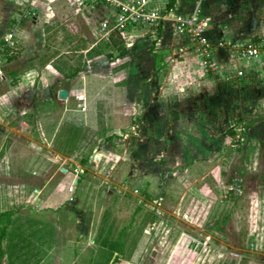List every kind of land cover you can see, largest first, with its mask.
Instances as JSON below:
<instances>
[{
    "label": "rangeland",
    "instance_id": "374dc122",
    "mask_svg": "<svg viewBox=\"0 0 264 264\" xmlns=\"http://www.w3.org/2000/svg\"><path fill=\"white\" fill-rule=\"evenodd\" d=\"M53 1L37 21L43 38L21 30L2 66L0 160L12 166L0 162V264H264V0L220 7L226 34L263 45L240 77L217 64L211 73L192 43L178 63L166 43L162 54L128 39L104 0ZM13 2L7 31L45 12L40 0ZM176 63L195 76L186 81ZM71 87L93 106L94 128L63 132L61 160L33 173L35 156L11 148L20 116L58 115L75 100L57 90Z\"/></svg>",
    "mask_w": 264,
    "mask_h": 264
},
{
    "label": "crops",
    "instance_id": "0c3cea01",
    "mask_svg": "<svg viewBox=\"0 0 264 264\" xmlns=\"http://www.w3.org/2000/svg\"><path fill=\"white\" fill-rule=\"evenodd\" d=\"M5 3L1 4L0 3V9H3L4 11L2 12V14L0 15V39L4 36V34L7 32L8 27L11 24V9L14 7L15 4H17V2H13L14 0H4ZM119 1H125V0H119ZM172 1V7L170 9H167L166 6L167 4ZM224 1H226L229 5H231V8H235L237 6L244 9L247 6H245L247 0H205V1H201L199 2V0H151V6L155 7L157 9H159L160 11H163L164 9L167 11H171V14L173 15H183V16H187L189 14H191L192 12L198 10L199 12V17L207 20L209 23V27L205 32V37L206 39L210 42V44L213 46V49H215V53L213 55V62L215 64H217L218 67H220L222 69V73L224 74H233L232 71V67L231 65H233L232 60L230 59L229 55L227 54L225 49H219L215 46V43H217V41L219 40H225V39H229L230 41H240L241 39L239 36V33H234V34H226V32L224 31V29L219 26L220 24L223 23V21H228L229 17L228 16H223V18L221 17L222 15V8L220 9V7L222 6V3L224 4ZM37 2V0H23L22 4L18 5H23L24 7L26 5L29 6H34L35 3ZM41 5H44L45 7V12H43L42 10H39L38 14H37V20L33 19L32 21H30V28H26V29H22L20 27V30H22L21 34H35V36H37L38 38H43L44 33H43V29H39V25H37V21L39 19L43 20V16L45 17H49V15H53L54 12H52L53 8L56 9L55 6V2L53 0H40ZM14 3V5L12 4ZM25 3V4H24ZM102 5V4H101ZM106 8L103 5V9ZM254 9V7L250 8L249 11H252ZM105 10V9H104ZM34 11H36V7L34 9ZM244 11V10H243ZM247 12V11H246ZM221 13V14H220ZM247 14V13H246ZM245 14V15H246ZM207 16H209L210 18L207 19ZM160 32L158 33V31L153 34L150 30H147V34L143 35L141 34L142 32L134 29V30H130L127 35H128V39H131L133 37H142L138 39V43L139 42H149L152 41L151 46L154 45L155 46V52L158 53H162L164 50L162 49L161 45L164 46L165 43L172 48V50L174 49L175 51H171V55L177 58H184L185 61H177L178 63H183V62H188L190 59L189 57H191L192 52H191V48L187 46V42H185L183 39L175 36L172 32H171V28L170 25L168 23H165L163 25V28H160ZM137 32V33H136ZM228 35V36H227ZM144 36H147V38H144ZM225 38V39H223ZM141 39V40H140ZM228 40V41H229ZM248 39L245 40H241L240 42H244ZM156 41V42H155ZM0 43H2L0 41ZM176 46H177V50H176ZM93 47L92 46L89 50H91ZM16 50V49H15ZM87 50V52L89 51ZM166 53V52H165ZM163 54V53H162ZM153 58H155L153 56ZM187 58V59H186ZM178 63H176L175 67L177 66L178 70L180 71V67H178ZM253 63H241V65H237L236 64V68L238 70L241 71H248L246 69L247 66H251L253 65ZM192 64V63H191ZM187 65L185 66V71H180L183 74H185L184 79H186V81H188V79L192 78L195 76L196 74V70L194 69V65ZM235 65V63H234ZM241 66V67H240ZM140 68V63L137 66V69ZM248 68V67H247ZM252 68V66H251ZM136 69V68H135ZM220 71V70H219ZM136 73L138 74V76H140L142 74V72L138 70H136ZM141 77V76H140ZM235 77V76H234ZM213 80L212 79H206L205 80V84L210 87L212 86ZM219 82V81H218ZM217 82V83H218ZM221 84L218 83V86L220 87ZM219 89V88H218ZM65 90L67 92V97H66V103H68L69 98L73 97L75 102L74 105L72 107H66L63 111H61L60 113H58V115H54L53 117H49L48 114H29V112H26L27 114L20 116V128L22 132H18L19 136H22L23 139H19V141L17 142L14 141V143L12 144L11 148L16 147L17 149L21 148L24 152L28 153V154H32L35 157L39 156L40 158V163L34 164V162H38V159H36L35 157H31V162H29V167L34 169V172H36L38 168V165H40L41 163H43V166H48V167H52V165L56 164L58 162V160H61V153L59 151L61 145H66L68 142L66 141L65 136L63 141H62V136H63V132H75L77 134H80L82 132H85L87 130H92L94 128L93 125V121H94V110H93V106L91 105V103H88L86 100V94L84 92L75 94V90L73 87H71L70 89L66 90L64 88H59L57 90ZM47 92V93H46ZM42 94L45 95V97L49 94V90L46 91V89H44L42 91ZM47 96V97H48ZM77 97H82V101H78ZM53 98V97H52ZM49 99L50 98H46ZM52 101V99H51ZM56 101L59 102V99H56ZM81 108H84V111H81ZM139 112V109H138ZM137 112V114H138ZM32 113V112H31ZM14 130V129H11ZM15 131V130H14ZM22 133V134H21ZM19 138V137H18ZM61 139V140H59ZM21 140V141H20ZM60 144V145H59ZM10 148V150H11ZM15 148V149H16ZM14 150V149H13ZM46 152V153H42ZM79 151V150H78ZM77 150L74 152L75 156L79 154ZM25 154V153H24ZM47 154V155H46ZM43 159H42V157ZM19 157V156H18ZM73 157V156H72ZM9 157H2V159L0 160L2 166L5 170H7L10 173V168L12 166V162H10L8 159ZM17 158V157H16ZM30 158V157H29ZM28 157L26 158V160L29 159ZM33 158V160H32ZM5 159V160H4ZM44 160V161H43ZM17 161L18 159H14V162ZM91 164V163H90ZM14 166V163H13ZM78 167V166H76ZM80 170L78 172V170H75L76 174L72 175L71 180H73V182H75V186L78 185L79 181H78V175H82L84 172V169L78 167ZM4 170V171H5ZM28 170V168H27ZM79 173V174H78ZM64 178V177H63ZM80 179V178H79ZM20 195H24V197L26 196V191L22 192V194ZM9 197V196H8ZM19 198H21L22 196H18ZM27 197V196H26ZM10 198V197H9Z\"/></svg>",
    "mask_w": 264,
    "mask_h": 264
},
{
    "label": "built area",
    "instance_id": "2783aa9c",
    "mask_svg": "<svg viewBox=\"0 0 264 264\" xmlns=\"http://www.w3.org/2000/svg\"><path fill=\"white\" fill-rule=\"evenodd\" d=\"M205 0H199V2ZM106 6L111 8L110 19L113 20V30L123 34L134 30L136 26L149 28L153 34L157 32L158 28H163L165 23L170 25L171 31L174 35L183 39L187 43H192L196 47L200 55L205 57L204 64L208 67L211 73H215L216 64L212 63L210 57V42L205 37V32L209 27L207 20L199 17L198 10L192 12L187 16L173 15L171 11L159 9L151 6V0H104ZM19 21L15 23L12 28L4 34L2 38L3 44L0 45V81L4 79L2 66L4 58L12 53L10 50L13 46L14 37L21 32ZM219 49H225L230 52V58L233 61L232 71L235 77L243 75L241 70L236 68L235 62H255L260 58L263 45L247 40L244 42H234L219 40L216 43ZM78 101H82V97H77ZM84 111V108H81ZM241 131V130H239Z\"/></svg>",
    "mask_w": 264,
    "mask_h": 264
},
{
    "label": "water",
    "instance_id": "95a60500",
    "mask_svg": "<svg viewBox=\"0 0 264 264\" xmlns=\"http://www.w3.org/2000/svg\"><path fill=\"white\" fill-rule=\"evenodd\" d=\"M57 95L59 99L65 100L67 97V92L65 90H60L58 91Z\"/></svg>",
    "mask_w": 264,
    "mask_h": 264
},
{
    "label": "trees",
    "instance_id": "16d2710c",
    "mask_svg": "<svg viewBox=\"0 0 264 264\" xmlns=\"http://www.w3.org/2000/svg\"><path fill=\"white\" fill-rule=\"evenodd\" d=\"M172 4H173V2L170 1V2L167 4L166 8H167V9H170V8L172 7ZM93 49H94V47H93L91 50H89L88 52L92 51ZM7 60H8V61L13 60V57L11 56V57H9Z\"/></svg>",
    "mask_w": 264,
    "mask_h": 264
}]
</instances>
